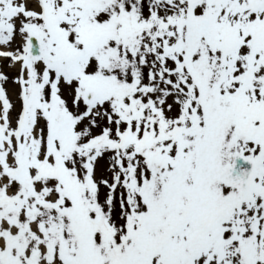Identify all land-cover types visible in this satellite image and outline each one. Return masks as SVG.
Segmentation results:
<instances>
[{"label": "snow or ice", "instance_id": "obj_1", "mask_svg": "<svg viewBox=\"0 0 264 264\" xmlns=\"http://www.w3.org/2000/svg\"><path fill=\"white\" fill-rule=\"evenodd\" d=\"M0 264H264V0H0Z\"/></svg>", "mask_w": 264, "mask_h": 264}]
</instances>
